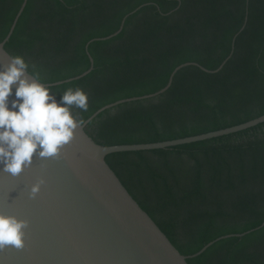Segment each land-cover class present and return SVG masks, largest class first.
I'll return each instance as SVG.
<instances>
[{"label": "trees", "instance_id": "trees-1", "mask_svg": "<svg viewBox=\"0 0 264 264\" xmlns=\"http://www.w3.org/2000/svg\"><path fill=\"white\" fill-rule=\"evenodd\" d=\"M22 2L0 0V41ZM4 48L58 101L83 90L88 107L72 106L80 123L158 91L190 62L160 94L89 120L84 130L100 145L186 137L264 114V0H27ZM89 55L88 73L52 85L88 70ZM105 160L188 264H264V122Z\"/></svg>", "mask_w": 264, "mask_h": 264}, {"label": "water", "instance_id": "water-1", "mask_svg": "<svg viewBox=\"0 0 264 264\" xmlns=\"http://www.w3.org/2000/svg\"><path fill=\"white\" fill-rule=\"evenodd\" d=\"M26 1L23 0L6 37L0 41V66L12 59L4 43ZM123 22L124 19L119 30ZM118 31L99 39L109 38ZM89 60L91 66L88 70L52 85L88 73L93 66L90 55ZM189 63L175 67L167 84L158 91L119 99L100 107L82 123L76 120L73 136L60 146L57 154L41 156L37 149L31 161L17 174L5 170L0 163V213L26 221L22 229V244L7 243L0 247V264H188L187 256L178 251L140 207L110 168L105 156L112 152L166 148L234 133L264 122V114L229 127L148 143L100 145L84 127L104 109L165 91L174 73ZM25 75L29 79L35 78L28 71ZM43 84L46 87L50 85ZM14 90L15 85L9 102L15 98ZM36 184H39V189L33 193L32 188ZM243 234H227L215 240ZM215 240L192 256L200 254Z\"/></svg>", "mask_w": 264, "mask_h": 264}, {"label": "clouds", "instance_id": "clouds-1", "mask_svg": "<svg viewBox=\"0 0 264 264\" xmlns=\"http://www.w3.org/2000/svg\"><path fill=\"white\" fill-rule=\"evenodd\" d=\"M28 63L20 55L0 66V163L17 174L39 149L41 156L55 155L69 141L76 127L72 106L86 109L87 94L68 88L57 101L51 90L34 74L25 75ZM14 99L9 102V97ZM11 104V106H10ZM39 184L33 185V193ZM26 221L0 213V247L7 243L22 244Z\"/></svg>", "mask_w": 264, "mask_h": 264}]
</instances>
